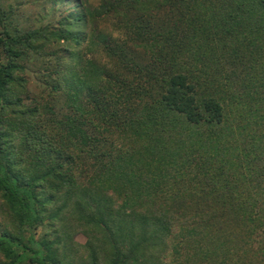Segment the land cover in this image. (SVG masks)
Returning a JSON list of instances; mask_svg holds the SVG:
<instances>
[{
    "label": "trees",
    "instance_id": "1",
    "mask_svg": "<svg viewBox=\"0 0 264 264\" xmlns=\"http://www.w3.org/2000/svg\"><path fill=\"white\" fill-rule=\"evenodd\" d=\"M66 1L30 28L0 7V264H250L264 0ZM109 17L122 40L95 27ZM97 47L112 67L86 58Z\"/></svg>",
    "mask_w": 264,
    "mask_h": 264
},
{
    "label": "rangeland",
    "instance_id": "2",
    "mask_svg": "<svg viewBox=\"0 0 264 264\" xmlns=\"http://www.w3.org/2000/svg\"><path fill=\"white\" fill-rule=\"evenodd\" d=\"M101 1L102 0H83L86 6L92 7L99 6L102 3ZM52 2H54V0H0V7L6 10L13 7L17 14L16 18L14 19L16 24L19 27L30 28L32 26L38 27L51 21V18L44 19V15L51 9V6L53 5ZM66 2L67 4L71 5V8H74L77 4H79L76 0H67ZM121 12H123V14L126 12L125 14H127L128 10H125L124 8ZM116 22L117 19H114V17H109V19L102 18L100 19V22L95 24V27L106 31V33L113 32L114 38L122 40L124 38V30L121 29ZM2 28L3 27L0 26V30H2ZM51 48L52 51L59 52V44H55L51 46ZM133 49L135 50V48ZM63 55L68 57L67 53H64ZM86 58L96 61L99 64H106L107 66L112 67V64L109 63L107 54L101 49V47H97L94 52H89L86 55ZM39 64L40 61H37L35 65H33V68L36 70ZM25 78L28 80V85L26 87L28 92L24 97L26 99L25 103L30 105H37V103H41L44 96H42V87L40 86V83L36 81V76L28 72L25 74ZM44 98H48V96L45 95ZM49 119L50 116H42L40 126L41 130L45 132L47 139L53 141V139H59V129L53 126L51 122H48ZM75 239L81 244H85L87 241V238L82 234L76 236ZM251 245V249L253 250L251 255L254 254V258L252 261H250V264H264V253L261 251V243L255 242ZM169 259L170 257L167 258V260ZM169 261H173V259ZM180 262L181 264H186L188 260L184 259ZM171 263L174 264V262Z\"/></svg>",
    "mask_w": 264,
    "mask_h": 264
}]
</instances>
